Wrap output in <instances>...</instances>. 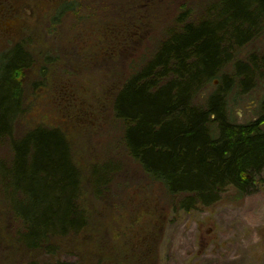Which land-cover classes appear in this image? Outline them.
Segmentation results:
<instances>
[{
  "label": "rangeland",
  "instance_id": "1",
  "mask_svg": "<svg viewBox=\"0 0 264 264\" xmlns=\"http://www.w3.org/2000/svg\"><path fill=\"white\" fill-rule=\"evenodd\" d=\"M119 1L68 0L60 14L35 22L25 40H10L0 50L22 44L33 57L21 78L23 106L13 139L0 141V167L13 162V140L38 127L62 130L83 173L80 205L89 215L78 233L51 239L53 253L48 243L31 250L18 242L21 224L0 183V264H264V186L246 196L229 187L215 204L177 210V198L128 155L123 124L114 114L118 92L153 57L179 9H195L191 19L198 18L212 0H147L144 9L136 0V8ZM237 50L222 70L228 78H234L236 61L248 63L264 52V36ZM218 79L193 102L204 105L222 86ZM263 98L261 82L247 94L235 87L226 98L227 112L235 123L253 122ZM106 165L114 171L98 197L91 169ZM15 201L20 206L18 194Z\"/></svg>",
  "mask_w": 264,
  "mask_h": 264
},
{
  "label": "trees",
  "instance_id": "2",
  "mask_svg": "<svg viewBox=\"0 0 264 264\" xmlns=\"http://www.w3.org/2000/svg\"><path fill=\"white\" fill-rule=\"evenodd\" d=\"M126 1V8H136L134 0ZM145 1L135 3L144 9ZM194 12L179 9L153 57L114 101L128 155L184 211L217 203L229 187L246 196L264 186V98L259 118L250 123H235L226 108L235 87L247 94L264 84V52L252 54L248 63L236 61L234 78L222 71L238 48L264 36V0H212L201 17L191 19ZM31 58L22 44L0 55V141L13 139L23 106L21 78ZM219 77L222 86L205 104L194 103L198 91ZM13 152L10 167H0V183L21 224L18 242L31 250L48 243L53 253L52 238L78 233L89 220L80 205L83 173L69 137L60 129L38 127L13 140ZM110 166L91 169L98 197L112 178Z\"/></svg>",
  "mask_w": 264,
  "mask_h": 264
},
{
  "label": "flooded vegetation",
  "instance_id": "3",
  "mask_svg": "<svg viewBox=\"0 0 264 264\" xmlns=\"http://www.w3.org/2000/svg\"><path fill=\"white\" fill-rule=\"evenodd\" d=\"M67 5L68 0H0V50L10 40H25L42 16H57Z\"/></svg>",
  "mask_w": 264,
  "mask_h": 264
}]
</instances>
